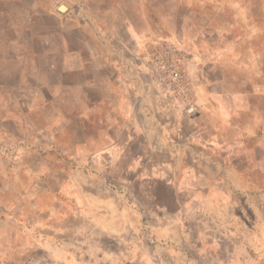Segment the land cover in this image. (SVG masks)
Masks as SVG:
<instances>
[{
	"label": "crops",
	"instance_id": "1",
	"mask_svg": "<svg viewBox=\"0 0 264 264\" xmlns=\"http://www.w3.org/2000/svg\"><path fill=\"white\" fill-rule=\"evenodd\" d=\"M158 56L179 61L175 84ZM7 121L48 134L30 141L48 150L37 169L73 157L86 167L64 177L48 213H129L148 179L168 183L182 212L226 211L233 154L264 166V20L246 0H2Z\"/></svg>",
	"mask_w": 264,
	"mask_h": 264
},
{
	"label": "rangeland",
	"instance_id": "2",
	"mask_svg": "<svg viewBox=\"0 0 264 264\" xmlns=\"http://www.w3.org/2000/svg\"><path fill=\"white\" fill-rule=\"evenodd\" d=\"M246 1L264 20V0ZM1 130L0 264H264V166L239 165L243 152L233 154L236 163L219 182L229 188L226 211H211L210 204L182 212L168 183L148 179L145 187L135 183L129 213L108 212V205L95 212L93 204L87 213L53 215L58 185L86 167L73 157L59 169H37V153L48 150L33 149L30 141L43 145L48 134L21 136L8 121Z\"/></svg>",
	"mask_w": 264,
	"mask_h": 264
},
{
	"label": "built area",
	"instance_id": "3",
	"mask_svg": "<svg viewBox=\"0 0 264 264\" xmlns=\"http://www.w3.org/2000/svg\"><path fill=\"white\" fill-rule=\"evenodd\" d=\"M156 62L160 65L161 69L167 74L168 84H175L178 77H180V64L179 61L167 60L163 56H158Z\"/></svg>",
	"mask_w": 264,
	"mask_h": 264
}]
</instances>
